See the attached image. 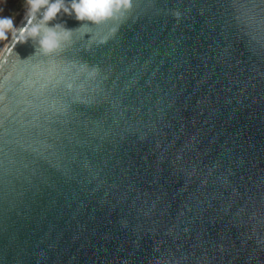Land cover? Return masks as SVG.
<instances>
[{
	"label": "water",
	"instance_id": "1",
	"mask_svg": "<svg viewBox=\"0 0 264 264\" xmlns=\"http://www.w3.org/2000/svg\"><path fill=\"white\" fill-rule=\"evenodd\" d=\"M117 23L0 50V264H264V0Z\"/></svg>",
	"mask_w": 264,
	"mask_h": 264
},
{
	"label": "clouds",
	"instance_id": "2",
	"mask_svg": "<svg viewBox=\"0 0 264 264\" xmlns=\"http://www.w3.org/2000/svg\"><path fill=\"white\" fill-rule=\"evenodd\" d=\"M23 5L25 7L24 16L21 18L23 27L17 24L15 16L0 15V45L10 38L19 43L32 40L33 55L37 53L46 55L61 49L62 45L69 41L71 34L80 28L116 21L118 22L116 27L109 29V36L114 35L119 24L128 18L133 0H23ZM62 15H68L81 22L80 26L68 29L62 22L50 25V22L56 21ZM173 15L179 17L180 13L174 12ZM86 34L91 46L92 36L85 32L83 38ZM107 39L108 36H105L97 43H104Z\"/></svg>",
	"mask_w": 264,
	"mask_h": 264
},
{
	"label": "rangeland",
	"instance_id": "3",
	"mask_svg": "<svg viewBox=\"0 0 264 264\" xmlns=\"http://www.w3.org/2000/svg\"><path fill=\"white\" fill-rule=\"evenodd\" d=\"M21 3H23V2H21ZM19 6H20V0H0V9L1 10L5 9V11H3V12L0 11V15H13L14 14V16H15L16 13H14V12L19 11V9H18ZM16 8L18 9V11H15ZM24 11H25V7L23 8V13L20 16L18 22L20 21L21 17L24 15ZM18 22H17V24H18Z\"/></svg>",
	"mask_w": 264,
	"mask_h": 264
},
{
	"label": "trees",
	"instance_id": "4",
	"mask_svg": "<svg viewBox=\"0 0 264 264\" xmlns=\"http://www.w3.org/2000/svg\"><path fill=\"white\" fill-rule=\"evenodd\" d=\"M19 2V1H18ZM21 2H23V0H20V6H19V11H18V9L16 8L15 9V11H18V12H14V13H16L15 14V17H16V22H18V20H19V18H20V16L22 15V13H23V8H24V5H23V3H21ZM10 7V6H9ZM8 9V8H7ZM6 9V10H7ZM1 10V9H0ZM3 11H5V9H2V12ZM13 16H14V14H13ZM4 44H5V42H4ZM3 44V45H4ZM3 45H0V50H1V48L3 47Z\"/></svg>",
	"mask_w": 264,
	"mask_h": 264
}]
</instances>
